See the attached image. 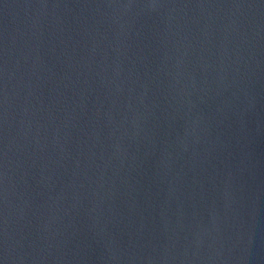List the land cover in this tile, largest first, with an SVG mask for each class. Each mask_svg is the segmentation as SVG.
Wrapping results in <instances>:
<instances>
[{
  "label": "water",
  "instance_id": "obj_1",
  "mask_svg": "<svg viewBox=\"0 0 264 264\" xmlns=\"http://www.w3.org/2000/svg\"><path fill=\"white\" fill-rule=\"evenodd\" d=\"M0 264H264V0H0Z\"/></svg>",
  "mask_w": 264,
  "mask_h": 264
}]
</instances>
